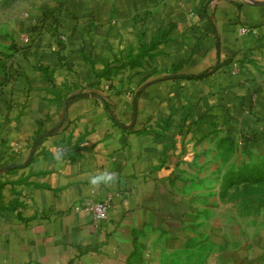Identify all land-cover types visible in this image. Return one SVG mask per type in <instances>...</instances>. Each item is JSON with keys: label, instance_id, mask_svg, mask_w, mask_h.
<instances>
[{"label": "crops", "instance_id": "1", "mask_svg": "<svg viewBox=\"0 0 264 264\" xmlns=\"http://www.w3.org/2000/svg\"><path fill=\"white\" fill-rule=\"evenodd\" d=\"M57 17L0 92V264H228L201 244L194 159L264 139V0H66ZM103 170L117 183L90 188ZM99 199L103 221L84 209Z\"/></svg>", "mask_w": 264, "mask_h": 264}, {"label": "rangeland", "instance_id": "2", "mask_svg": "<svg viewBox=\"0 0 264 264\" xmlns=\"http://www.w3.org/2000/svg\"><path fill=\"white\" fill-rule=\"evenodd\" d=\"M65 2L0 0V92L12 81L17 57L32 52L44 30L54 29L51 20L57 23ZM194 166L199 230L216 232L201 238L202 247L215 242L222 263L264 264V139L222 135L205 140Z\"/></svg>", "mask_w": 264, "mask_h": 264}, {"label": "clouds", "instance_id": "3", "mask_svg": "<svg viewBox=\"0 0 264 264\" xmlns=\"http://www.w3.org/2000/svg\"><path fill=\"white\" fill-rule=\"evenodd\" d=\"M56 155L57 159H59L60 153H57ZM117 181V174L108 170L88 173V184L92 189L99 188L101 185H104L106 187L111 186L117 183Z\"/></svg>", "mask_w": 264, "mask_h": 264}, {"label": "built area", "instance_id": "4", "mask_svg": "<svg viewBox=\"0 0 264 264\" xmlns=\"http://www.w3.org/2000/svg\"><path fill=\"white\" fill-rule=\"evenodd\" d=\"M110 207L109 199H99L85 205L84 209L90 211L95 220L103 221L107 219Z\"/></svg>", "mask_w": 264, "mask_h": 264}, {"label": "trees", "instance_id": "5", "mask_svg": "<svg viewBox=\"0 0 264 264\" xmlns=\"http://www.w3.org/2000/svg\"><path fill=\"white\" fill-rule=\"evenodd\" d=\"M205 73H199V74H194V75H180L179 77H182V78H200L202 76H204Z\"/></svg>", "mask_w": 264, "mask_h": 264}]
</instances>
